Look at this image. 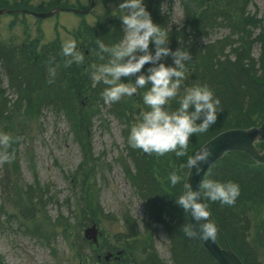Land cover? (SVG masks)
Segmentation results:
<instances>
[{
	"label": "trees",
	"instance_id": "16d2710c",
	"mask_svg": "<svg viewBox=\"0 0 264 264\" xmlns=\"http://www.w3.org/2000/svg\"><path fill=\"white\" fill-rule=\"evenodd\" d=\"M179 1L185 15L182 25L172 23L168 11H161L160 3L152 10L151 17L168 36L167 46L171 50L182 48L191 54V59L185 62L186 79L181 93L185 86L206 85L213 90L214 97L219 99L220 104L216 123L204 133L192 134L187 153L183 157H177L175 153L157 156L133 149L127 142L130 130L126 131V154L134 163L133 169H127L128 178L143 202L144 212L149 220L147 225L154 222L164 228L169 248V256L163 257L154 244H151L152 240L149 245L143 246L144 243H141L139 254L129 249L132 247L130 243H123L122 246L128 248L124 251L125 255L138 258L135 264H218L196 236L189 237L185 234L184 229L191 226L185 211L175 203L183 193L188 170L186 161L188 156L193 155L202 143L216 133L231 127L258 125L264 120V25L263 19L256 12L248 10L250 0ZM16 3L14 1L9 7H15ZM62 3V0H54L51 5ZM119 16L104 25L86 30H82L83 26H80L79 37L83 39V44L77 48L85 58L79 65H67V58L62 54V44L58 40L43 44L36 54V46L29 43L18 48L0 42V123L3 119L9 122L14 120V113L19 116L32 110L40 112L44 105H49L57 110H64L66 117L74 125L81 127L84 117L79 114L77 99L80 94L88 92L94 101L102 100L100 93L104 85L99 84L93 88L89 73L93 64L104 63L108 59L106 53L97 54L99 43L111 46L123 39V26ZM220 30L225 31L214 37ZM33 43L37 45L38 41ZM149 49L154 53L151 42ZM101 56L104 57L103 60ZM161 62L172 65L173 58L169 55L162 58ZM50 66L56 68L54 78L49 75ZM150 66V63H146L141 71L147 74L146 70ZM129 79L134 81L135 77L125 78L126 81ZM50 80L53 82L49 83ZM5 81L9 93L13 94L11 97L2 88ZM148 87L146 85L140 89L139 94L143 95ZM178 106V98L171 100L168 105L169 110L173 111ZM143 108L147 110L144 103L140 108L130 107L129 100L126 99L118 103L112 112L125 118L130 114L139 115ZM126 124L130 125L128 121ZM77 133L84 135L85 131ZM258 145L262 147L263 143ZM178 168L177 174L181 181L173 187L169 182V174ZM205 179L239 184L240 195L234 205H222L207 198L205 200L218 226L245 264H262L264 163L256 162L242 151L229 152L211 166ZM80 186L83 189V184ZM27 193L32 195V191ZM37 193L31 199L36 198L39 204L43 203V197L50 196L48 193ZM80 201V208L85 213H97V204L90 202L89 198L83 200L80 197ZM48 202L55 203L58 199ZM131 219L133 220L125 216L124 220L130 222ZM125 236L133 235L130 233ZM135 236L138 238V233ZM218 238L224 243L220 234ZM76 252L80 258L87 257L80 250ZM127 259L122 263H119L121 259L117 260L115 264H129Z\"/></svg>",
	"mask_w": 264,
	"mask_h": 264
},
{
	"label": "rangeland",
	"instance_id": "374dc122",
	"mask_svg": "<svg viewBox=\"0 0 264 264\" xmlns=\"http://www.w3.org/2000/svg\"><path fill=\"white\" fill-rule=\"evenodd\" d=\"M14 1L15 7H9ZM53 1L0 0V8L12 10L0 14V42L18 48L29 43L36 46L34 54L43 44L54 40L63 45L74 39L80 47L81 25L82 30L104 25L122 13L118 9L122 0H95L93 9L85 15L61 10L42 18L16 11L36 8L48 11L56 7L51 5ZM90 1L62 0L67 5L57 6L86 9ZM144 4L151 14L152 0H144ZM161 8L168 11L172 23L182 25L185 15L179 0H162ZM248 10L256 12L264 25V0H250ZM36 40L37 45L33 43ZM6 85L5 81L2 88L13 96ZM139 90L111 104H105L103 99L94 101L88 92L80 94L78 111L84 117L81 127L74 125L64 110L49 105H44L40 112L32 110L19 116L14 113L11 122L1 121L0 133L13 138L7 151L14 158L0 162V264H95L99 249L95 250L83 234L93 223L101 229L99 243L104 252L108 247L134 241L129 249L139 254L141 243L149 245L152 240L161 256H169L166 231L154 222L147 225L143 202L126 173L127 169H133L134 163L126 154L124 135L139 115L121 118L112 112L126 99L130 107L140 108L143 95ZM174 170L178 173L179 168ZM26 191H32V195ZM37 192L50 196L43 197V203L39 204L36 198L31 199ZM80 197L96 203L97 213H85L80 208ZM52 199L58 202H48ZM125 216L133 220L125 221ZM130 233L131 237H137L138 233V238L125 236ZM77 250L91 259L86 262L77 255Z\"/></svg>",
	"mask_w": 264,
	"mask_h": 264
},
{
	"label": "clouds",
	"instance_id": "9594fccd",
	"mask_svg": "<svg viewBox=\"0 0 264 264\" xmlns=\"http://www.w3.org/2000/svg\"><path fill=\"white\" fill-rule=\"evenodd\" d=\"M118 9L122 10L119 18L124 37L111 46L99 43L97 54L106 53L108 59L91 66V85L93 88L104 85L100 95L105 104L131 97L138 89L148 85L143 93L147 110L142 109L137 122L131 126L128 145L146 154L163 156L175 153L177 157H183L192 134L204 133L216 123L220 101L206 85L185 86L181 93L186 79L185 62L191 59V54L188 50L177 48L173 51L167 46L168 36L153 22L144 0H122ZM150 42L154 45V53L149 49ZM62 54L67 58V65L84 62V54L77 48L74 39L63 43ZM169 55L173 58L172 65L161 62L162 58ZM101 59L104 57L101 56ZM146 63L151 65L146 70L147 74L141 71ZM48 71L51 77L56 76L55 67L50 66ZM133 76L134 81L129 79L132 82L122 79ZM174 98H178L179 106L173 111L169 110L168 105ZM12 142L13 138L8 133H0V162H9L14 158L7 151ZM211 155V150L205 147L188 156L185 166L190 169L195 166L199 174L202 164L207 163ZM180 181L181 177L176 172L169 174L171 186H176ZM239 195L240 186L232 181L203 179L198 189H193L186 181L183 193L175 200L181 209L191 213L192 227H186L185 234L189 237L199 235L203 240L213 239L215 229L209 223L206 206L201 201L207 198L231 206ZM197 226L199 233L196 231Z\"/></svg>",
	"mask_w": 264,
	"mask_h": 264
},
{
	"label": "water",
	"instance_id": "95a60500",
	"mask_svg": "<svg viewBox=\"0 0 264 264\" xmlns=\"http://www.w3.org/2000/svg\"><path fill=\"white\" fill-rule=\"evenodd\" d=\"M95 0H91V4L88 9H78V8H64V7H55L49 11H34V10H24L26 13L38 16L42 18H46L49 16L54 15L59 10H70L78 13H88L94 7ZM4 11H9L7 8L0 9V14ZM22 11V10H16ZM257 141H264V121L260 125H253L250 127H232L229 129H225L206 142H204L199 149L207 147L211 150V157L209 158L207 163L202 164L201 171L199 174L196 173L195 166L188 170V173L185 178V182L187 181L193 187V189H198L199 183L201 180L205 179V176L209 170V168L221 157L225 155V153L230 151H244L248 153L254 160L259 163H264V149L260 150L256 145ZM184 182V183H185ZM184 191V187H183ZM202 204L206 206V211L208 213V221L217 229L225 241V246H222L219 242L216 233L213 239L203 240L196 235L205 249L216 259L219 264H245L242 258L237 254V252L231 247L229 244L226 236L219 228L218 224L216 223L205 199H203ZM187 217L192 227V218L191 213L187 212ZM98 228L96 224H93L87 227L84 231L85 236L89 239H93L94 241L97 240V232ZM197 233H199L200 229L196 227Z\"/></svg>",
	"mask_w": 264,
	"mask_h": 264
},
{
	"label": "flooded vegetation",
	"instance_id": "af4514ba",
	"mask_svg": "<svg viewBox=\"0 0 264 264\" xmlns=\"http://www.w3.org/2000/svg\"><path fill=\"white\" fill-rule=\"evenodd\" d=\"M99 237H98V244H95V250L99 249V252L97 253V262L96 264H115L116 260H118L119 258L123 257V252L118 253L119 251V247H108L109 250H106L104 252V249L101 247L100 239L102 236V232L101 229H99V233H98ZM130 243H133V241H131ZM117 248V249H116ZM104 253V254H103ZM109 253V254H108Z\"/></svg>",
	"mask_w": 264,
	"mask_h": 264
},
{
	"label": "bare ground",
	"instance_id": "6f19581e",
	"mask_svg": "<svg viewBox=\"0 0 264 264\" xmlns=\"http://www.w3.org/2000/svg\"><path fill=\"white\" fill-rule=\"evenodd\" d=\"M127 258H128V259H127ZM126 259L128 260L129 264H135V262L137 261L138 258L133 259V258H131V257H127V256L125 255V256L120 260L119 263L124 262Z\"/></svg>",
	"mask_w": 264,
	"mask_h": 264
}]
</instances>
